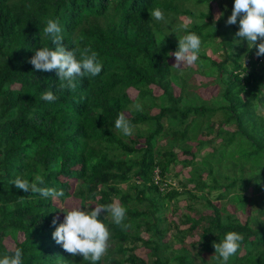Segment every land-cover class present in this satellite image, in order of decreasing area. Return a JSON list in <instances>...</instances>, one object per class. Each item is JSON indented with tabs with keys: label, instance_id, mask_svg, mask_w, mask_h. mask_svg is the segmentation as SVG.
I'll use <instances>...</instances> for the list:
<instances>
[{
	"label": "trees",
	"instance_id": "1",
	"mask_svg": "<svg viewBox=\"0 0 264 264\" xmlns=\"http://www.w3.org/2000/svg\"><path fill=\"white\" fill-rule=\"evenodd\" d=\"M212 1L0 0V264H264V47Z\"/></svg>",
	"mask_w": 264,
	"mask_h": 264
},
{
	"label": "rangeland",
	"instance_id": "2",
	"mask_svg": "<svg viewBox=\"0 0 264 264\" xmlns=\"http://www.w3.org/2000/svg\"><path fill=\"white\" fill-rule=\"evenodd\" d=\"M256 1L257 0H237L235 4H233V6H229V9H228V11L231 12V16L234 20V23H236V25L238 26V29H239L238 43L242 44V46L246 44L249 45L256 41H260V43L262 44V47H264V20L262 21V19L264 18V4L261 8H258L259 4ZM211 12H212L213 18H215L219 14V7L216 4V0L211 2ZM235 15H237L238 17L236 18ZM181 19L183 22H187L186 18H184L183 16L181 17ZM231 29L232 27L230 26V30ZM258 33H261L262 36L257 35ZM244 34H246L247 36H250V38L244 41L242 39ZM258 37H260V40L256 39ZM254 47L261 48V46L259 45H255ZM204 52L208 55H211L209 47H205ZM212 56L214 57V55ZM217 56H220L219 53H217ZM192 58H193V54L191 52L189 53L188 50H183L182 53L171 55V57L168 58V61L171 62L172 64H175L179 68H183L185 66L193 67L194 63L192 61ZM190 77H191L190 90L197 91L201 96L202 95L204 96V97L202 96L203 98H208L211 95L215 94L216 84L210 81H205L206 78L200 76L199 74L192 73ZM151 87L153 89V93L155 94L159 93V89L157 87L153 85H151ZM175 91H177L176 88H175ZM128 93L130 96H134L135 91L132 89H129ZM225 127L231 128V126H225ZM200 138H203V136H200ZM205 149L210 150V147L205 146ZM178 168H179V165L176 164L174 166V171H176ZM185 174L186 172L183 170H182L181 175H177V176L170 173V177L168 179L171 185L177 186L178 180L186 176ZM121 186L124 187V184H122ZM251 189H252V185L249 184L245 189V193L247 192L249 193ZM213 202L215 205H218L222 201H218L214 199ZM57 205L60 208H68V209L76 207V203L73 200H70L69 198L65 199L64 201L57 202ZM225 206L228 211L234 212V215L239 219V221L243 222L246 219V215H247L246 212L244 211L241 212L240 210L235 209L233 204H230V203H226ZM180 208H181V211H183V207H180ZM203 212L208 213L209 211L207 209H204ZM169 216L170 218L171 217L173 218V215H169ZM189 240L190 238L185 239V241L187 242V245H189L188 244ZM3 242L8 248H11L12 241L10 239H5ZM137 252L141 255L145 254L144 249H138Z\"/></svg>",
	"mask_w": 264,
	"mask_h": 264
},
{
	"label": "clouds",
	"instance_id": "3",
	"mask_svg": "<svg viewBox=\"0 0 264 264\" xmlns=\"http://www.w3.org/2000/svg\"><path fill=\"white\" fill-rule=\"evenodd\" d=\"M154 171L156 172V170H154ZM154 180H155V182L157 181V175L156 174H155ZM166 183H168L170 186H173V185H171L169 179L162 181L160 184H158V182H157L156 184H158V188L161 190L164 187H168V184H167V186H165Z\"/></svg>",
	"mask_w": 264,
	"mask_h": 264
},
{
	"label": "built area",
	"instance_id": "4",
	"mask_svg": "<svg viewBox=\"0 0 264 264\" xmlns=\"http://www.w3.org/2000/svg\"><path fill=\"white\" fill-rule=\"evenodd\" d=\"M162 188V187H161Z\"/></svg>",
	"mask_w": 264,
	"mask_h": 264
}]
</instances>
